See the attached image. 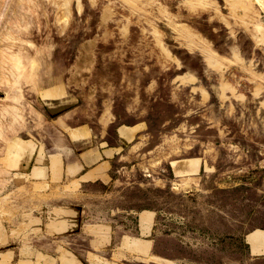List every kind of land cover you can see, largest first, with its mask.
Masks as SVG:
<instances>
[{
	"label": "rangeland",
	"instance_id": "1",
	"mask_svg": "<svg viewBox=\"0 0 264 264\" xmlns=\"http://www.w3.org/2000/svg\"><path fill=\"white\" fill-rule=\"evenodd\" d=\"M65 111L140 129L57 202L111 227L63 242L82 264H264V0H0L1 261L45 239L30 168Z\"/></svg>",
	"mask_w": 264,
	"mask_h": 264
},
{
	"label": "crops",
	"instance_id": "2",
	"mask_svg": "<svg viewBox=\"0 0 264 264\" xmlns=\"http://www.w3.org/2000/svg\"><path fill=\"white\" fill-rule=\"evenodd\" d=\"M52 122L50 125L55 138L45 140L43 150L33 154L32 180L29 182L43 187L48 201H55L44 211L46 217L40 233L45 239L40 240V245L13 249L9 260H0V264H82L63 242L78 246L80 235L87 237L84 243L100 242L111 232L109 224L87 222L80 209L57 202L72 198L83 185L110 181L112 163L119 161L122 145L139 133V127L136 124L116 125L112 127L110 136L107 130L112 126L111 120L106 123L96 121L89 126L77 122V117H72L67 111L55 116ZM143 211L150 214L147 215L150 222L153 216L148 210L137 212L139 231L142 230L140 215ZM249 233L244 235L247 252L253 256H264V235L260 240L250 241Z\"/></svg>",
	"mask_w": 264,
	"mask_h": 264
},
{
	"label": "bare ground",
	"instance_id": "3",
	"mask_svg": "<svg viewBox=\"0 0 264 264\" xmlns=\"http://www.w3.org/2000/svg\"><path fill=\"white\" fill-rule=\"evenodd\" d=\"M10 98H11V97H10ZM10 98H9V99H10ZM9 108H11L10 111L12 110V111H11L12 114L16 113V111H14V113H13V107H9ZM6 109H8V108H5V107L2 108V110H6ZM7 112H8V111H7ZM10 115H11V114H10ZM12 116H14V115H12ZM12 116H11V118H12ZM14 117H15V116H14ZM17 118H19V117H16L15 119H17ZM13 119H14V118H13ZM13 119H11V121H12ZM15 121H16V120H15Z\"/></svg>",
	"mask_w": 264,
	"mask_h": 264
}]
</instances>
